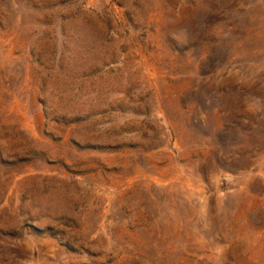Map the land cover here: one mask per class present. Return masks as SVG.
<instances>
[{
	"label": "rangeland",
	"instance_id": "obj_1",
	"mask_svg": "<svg viewBox=\"0 0 264 264\" xmlns=\"http://www.w3.org/2000/svg\"><path fill=\"white\" fill-rule=\"evenodd\" d=\"M0 264H264V0H0Z\"/></svg>",
	"mask_w": 264,
	"mask_h": 264
}]
</instances>
